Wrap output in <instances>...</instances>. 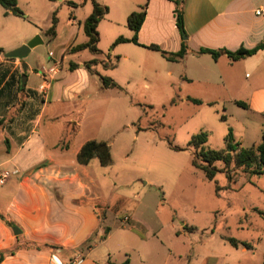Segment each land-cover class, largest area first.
<instances>
[{
    "label": "rangeland",
    "instance_id": "obj_1",
    "mask_svg": "<svg viewBox=\"0 0 264 264\" xmlns=\"http://www.w3.org/2000/svg\"><path fill=\"white\" fill-rule=\"evenodd\" d=\"M62 2L18 0L23 17L6 15L0 6V44L6 53L36 36L43 41L22 60L30 65L22 80L48 67L52 52L60 55L54 39L46 35L53 14L60 33L72 15L84 22L92 8L91 2L84 9H72ZM100 2L106 6L107 0ZM85 40L81 33L76 44ZM111 41L110 34L100 39V53L83 51L70 60L87 61L93 56L107 66L99 65L96 71L111 77L114 71L110 66L115 63L107 61ZM121 46L125 45L115 48ZM130 64L122 61L119 74ZM125 81L124 92L99 91L93 83L88 93L71 101L58 100L57 92L52 97L50 88L39 128L49 145L70 144V153L79 143L92 139L110 145L112 164L102 166L95 158L88 167L93 181L90 193L97 199L99 214L105 216L102 225L111 230L108 241L94 250V257L111 251L114 260L131 257L134 264H140L142 258L148 264H264V173L233 171V181H229L224 164L217 162L215 166L222 172L210 181L192 166L188 147L191 137L201 131L209 133L207 146L214 150L225 148L230 130L242 148L261 143L264 115L238 106L234 100L246 101L250 88L264 87V75L258 77L248 70L241 76L245 91L230 87L227 94L214 96L213 104L203 105L181 103L177 86L155 68L140 70L137 66ZM169 143L182 150H173ZM105 204L110 208L105 209ZM127 216L133 219L125 221ZM129 229L141 239L124 240ZM231 238L254 248L234 247L228 241Z\"/></svg>",
    "mask_w": 264,
    "mask_h": 264
},
{
    "label": "crops",
    "instance_id": "obj_2",
    "mask_svg": "<svg viewBox=\"0 0 264 264\" xmlns=\"http://www.w3.org/2000/svg\"><path fill=\"white\" fill-rule=\"evenodd\" d=\"M66 1L62 3L66 4ZM175 1L107 0L105 3L109 13L99 23L98 32L100 39L111 34L112 43L120 36L132 39L134 33L127 25L128 16L142 6H146L147 11L138 34L140 45L125 43L122 44L125 46L110 50L107 61H113V64L115 60L114 66H110L114 74L106 78L121 89L104 86L103 75L95 67L105 66V61L99 62L93 56L87 61L70 60L76 59L80 53H71V49L88 42L84 22L92 13L93 5L85 14L84 22L77 21L76 16L72 15L60 33L56 27L53 39L55 50L58 49L60 55L52 52L48 67L43 66L40 73L31 72L26 78L25 87H22L24 91L18 92L14 79L20 78L22 85V74L30 71V65L24 71L22 60L3 57L6 49L0 44L3 51L0 52V174L10 173L5 183L0 185V213L15 223L20 231L19 235H15L14 227L0 221V252L19 248L14 255L6 256L1 264H68L76 256H83L84 264H122L126 260V257L114 260L111 251L106 249L100 258L94 257V250L108 241L110 233L103 241H93L90 248L85 246L94 235L99 238L102 229L106 228L95 208L97 199L90 193L89 185L93 181L89 165L77 162V155L87 141L79 143L70 153V144L49 145L41 133L39 128L47 101L50 100L39 91L44 72L57 66L59 72L53 75L51 83L52 97H56L57 92L58 100L71 101L76 96L88 93L93 83L99 91L124 92L126 83L123 82L135 74L137 66L140 70L155 68L156 73L164 72L170 78L171 85L177 86L181 103L193 98L202 105L213 104V100H217L214 96L227 94L230 87L245 91L241 76L248 70L258 77L264 75V49L238 61H232L226 55L215 60L211 55L201 53L203 49L230 52L240 48L251 50L264 44V0H186L183 4L186 39L176 25ZM76 3L81 4L82 0ZM87 3L77 8H85ZM17 4L19 7L18 0ZM6 15L14 16L10 12ZM81 33H84L86 40L76 44ZM184 41L187 53L176 62L165 59L160 52L149 48L155 45L162 51L177 54ZM92 60L97 63L92 66L91 73L85 64ZM122 61L131 64L119 74ZM73 64L76 65L74 69ZM246 76L249 74L246 73ZM8 83L10 87H7ZM245 100L235 99L234 102H245L249 109L264 115V87L256 85L250 88ZM73 124L77 126V123ZM104 208L110 207L105 204ZM136 208L132 213L136 212ZM131 219L133 217H125V221ZM128 231L131 232L124 240L136 242V239H141L133 229ZM130 264H134L131 257ZM140 264H148L146 258H142Z\"/></svg>",
    "mask_w": 264,
    "mask_h": 264
},
{
    "label": "trees",
    "instance_id": "obj_3",
    "mask_svg": "<svg viewBox=\"0 0 264 264\" xmlns=\"http://www.w3.org/2000/svg\"><path fill=\"white\" fill-rule=\"evenodd\" d=\"M50 1H57V0H50ZM101 0H82V3L91 2L93 5V11L90 16L84 22V33L88 37V42L84 44H80L75 46L71 49V53H78L84 50H89L94 54H98V44L100 41L99 32H98V25L99 23L105 18V16L109 13V8L104 6L100 2ZM186 0H176V9H175V18H176V25L179 29L180 33L182 34L183 38L186 39V33L184 30V18H183V4ZM71 8H77L81 4H78L73 1H66L65 2ZM0 6H2L6 13H12L14 16L23 17V11L18 7L17 0H0ZM147 15L146 6H142L139 11L132 12L127 18V25L131 31H133L134 36L132 39H127L123 36L118 37L115 42L113 43L111 50L119 45L125 43H134L136 45H140L138 43V34L141 30V27L145 21ZM56 27H57V18L56 13L53 14L52 17V26L47 30L46 35L50 36L51 38L55 37L56 34ZM150 49L154 51H158L162 54V56L171 61L176 62L182 59L187 53V45L186 42H183L182 49L177 54L167 53L162 51L158 46H149ZM264 49V44H260L259 46L255 47L254 49L248 50L245 48H240L236 52L230 51H214L203 49L201 50L202 54H209L212 56L213 59L217 60L221 55H226L232 61H238L245 59L247 57H251L255 55L258 51ZM3 53L2 50H0ZM15 60V59H9ZM119 60V58H116ZM97 63L96 60H92L85 64V67L92 73V66ZM114 66V65H113ZM112 66V67H113ZM76 65H72V69H74ZM107 67V66H106ZM103 84L105 87H114L120 88L114 81L109 78L102 77ZM17 83V90L18 92L24 91L21 85V79L15 80L14 83ZM11 84L8 83L7 87H10ZM121 89V88H120ZM188 101L193 104H201L199 100L188 98ZM236 104L243 108H248L249 106L244 103L237 101ZM209 139V133L207 131H201L198 134H195L191 137L188 147L192 150L193 158H192V166L201 171L205 178L213 181L218 172H222L219 170L215 164L217 162H221L224 164V172L227 175V179L229 181H233L231 173L233 171H242L248 175H262L264 173V135L262 137L261 143L252 146L251 148H242L239 143L235 142L234 136L232 131L230 130L228 135L225 138V148L222 150H214L207 146ZM171 143H169L170 145ZM171 148L176 151H181L182 149L174 146L171 144ZM98 159L102 166H110L112 164V154L111 148L109 143L106 141H97V140H90L87 141L80 149L77 155V162L81 165H89V163L93 159ZM221 188L216 185V191L219 192ZM98 208V206H95ZM98 211V210H97ZM99 214V212H98ZM105 216H101L99 214V219L103 220ZM0 221L5 223L7 226L13 228L16 227L15 223L9 221L7 216L0 213ZM110 233V228L106 227L102 229V234L99 238L94 235L91 239L85 243V246L90 248L92 245L91 243L95 240L103 241L107 238L108 234ZM230 244L234 247L238 245H243L247 249H253L254 247L246 242H239L235 239H228ZM40 248V247H38ZM19 248L13 249L11 251H3L0 252V264L8 255H14L15 252ZM122 264H130V259L127 258L125 262Z\"/></svg>",
    "mask_w": 264,
    "mask_h": 264
},
{
    "label": "built area",
    "instance_id": "obj_4",
    "mask_svg": "<svg viewBox=\"0 0 264 264\" xmlns=\"http://www.w3.org/2000/svg\"><path fill=\"white\" fill-rule=\"evenodd\" d=\"M259 14V13H258ZM59 70L57 69V66H53L48 71L44 72L42 76V84L39 87V91L43 95L44 98L48 97L51 83L53 80V75H56ZM10 173L9 172H3L0 174V185H3L5 181L9 178ZM85 259L83 256H76L68 264H84Z\"/></svg>",
    "mask_w": 264,
    "mask_h": 264
},
{
    "label": "water",
    "instance_id": "obj_5",
    "mask_svg": "<svg viewBox=\"0 0 264 264\" xmlns=\"http://www.w3.org/2000/svg\"><path fill=\"white\" fill-rule=\"evenodd\" d=\"M42 43H43V41L40 39V37L36 36L35 39L27 42L23 46L6 53L5 57L8 58V59L23 60L31 53V50L33 48H35L37 45L42 44ZM22 68H23L24 71H26L27 68H28L27 64L23 63ZM25 82H26V78L24 77L23 80H22V87H25ZM13 232H14L15 235H19L20 234V231H19V229L17 227L13 228Z\"/></svg>",
    "mask_w": 264,
    "mask_h": 264
}]
</instances>
